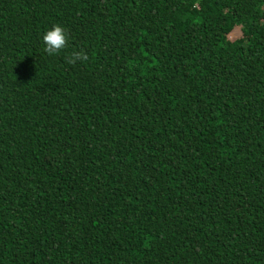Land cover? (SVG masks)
Segmentation results:
<instances>
[{
	"label": "trees",
	"instance_id": "1",
	"mask_svg": "<svg viewBox=\"0 0 264 264\" xmlns=\"http://www.w3.org/2000/svg\"><path fill=\"white\" fill-rule=\"evenodd\" d=\"M0 264H264V0H0Z\"/></svg>",
	"mask_w": 264,
	"mask_h": 264
},
{
	"label": "clouds",
	"instance_id": "2",
	"mask_svg": "<svg viewBox=\"0 0 264 264\" xmlns=\"http://www.w3.org/2000/svg\"><path fill=\"white\" fill-rule=\"evenodd\" d=\"M43 43L45 47L43 51L49 56H53L61 52L68 46V35L65 28L59 24L53 25L52 28L43 35ZM88 60V56L83 51H73L68 57L69 64L84 62Z\"/></svg>",
	"mask_w": 264,
	"mask_h": 264
},
{
	"label": "rangeland",
	"instance_id": "3",
	"mask_svg": "<svg viewBox=\"0 0 264 264\" xmlns=\"http://www.w3.org/2000/svg\"><path fill=\"white\" fill-rule=\"evenodd\" d=\"M242 37V30L241 27H235L234 30L228 35V40L229 41H236Z\"/></svg>",
	"mask_w": 264,
	"mask_h": 264
}]
</instances>
